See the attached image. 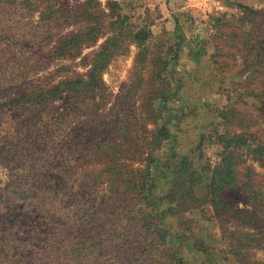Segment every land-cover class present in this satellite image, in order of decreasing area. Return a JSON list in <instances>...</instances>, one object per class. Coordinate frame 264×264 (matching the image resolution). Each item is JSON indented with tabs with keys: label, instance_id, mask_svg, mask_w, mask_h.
<instances>
[{
	"label": "rangeland",
	"instance_id": "374dc122",
	"mask_svg": "<svg viewBox=\"0 0 264 264\" xmlns=\"http://www.w3.org/2000/svg\"><path fill=\"white\" fill-rule=\"evenodd\" d=\"M3 199L75 264H264V0H0Z\"/></svg>",
	"mask_w": 264,
	"mask_h": 264
},
{
	"label": "trees",
	"instance_id": "16d2710c",
	"mask_svg": "<svg viewBox=\"0 0 264 264\" xmlns=\"http://www.w3.org/2000/svg\"><path fill=\"white\" fill-rule=\"evenodd\" d=\"M165 135L168 136V133L165 132ZM8 199L0 200V211L11 209L10 205L14 202ZM35 211L39 215L42 212L38 208ZM168 215L165 214L164 218ZM154 217L159 221L157 227L161 229L159 216ZM41 218L42 225H22L21 228L27 229L25 232L17 222L12 227L5 226L4 235L0 236V264H75L71 258H63L68 255L69 246L61 245L57 240L58 234L49 229L48 216Z\"/></svg>",
	"mask_w": 264,
	"mask_h": 264
}]
</instances>
